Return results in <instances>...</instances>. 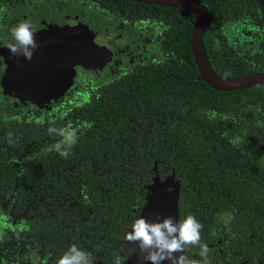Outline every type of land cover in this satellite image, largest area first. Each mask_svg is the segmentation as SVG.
Instances as JSON below:
<instances>
[{
  "label": "trees",
  "instance_id": "16d2710c",
  "mask_svg": "<svg viewBox=\"0 0 264 264\" xmlns=\"http://www.w3.org/2000/svg\"><path fill=\"white\" fill-rule=\"evenodd\" d=\"M93 1L147 23L157 53L152 48L149 61L126 65L105 83L78 85L67 95L72 105L55 116L0 108V264L33 254L56 264L72 245L92 264H130L125 232L153 178L167 176L178 182L177 220L193 215L206 242L217 230L211 212L228 209L226 239L236 261L249 264L264 254V86L223 91L196 78L187 10ZM198 1L208 13L202 43L213 72L224 79L264 73L259 57L228 51L224 33L242 19L255 28L264 0ZM199 252L188 246L184 254L203 264Z\"/></svg>",
  "mask_w": 264,
  "mask_h": 264
},
{
  "label": "flooded vegetation",
  "instance_id": "af4514ba",
  "mask_svg": "<svg viewBox=\"0 0 264 264\" xmlns=\"http://www.w3.org/2000/svg\"><path fill=\"white\" fill-rule=\"evenodd\" d=\"M0 10V47L8 46L12 42L10 28L27 21L32 26L33 32L48 27H64L77 23L85 24L88 29L98 34L97 43L108 51L109 59L94 70H85L81 66L75 68L73 83L55 101L36 106L33 103L23 104L15 98L3 95L0 89V108L5 112L14 113L13 116H55L63 107H69L67 95L75 91L78 85L87 84L90 80L105 83L110 78L120 74L126 65L137 62H147L151 58V50L157 53V41L151 38L150 28L147 23H134L125 16L110 14L103 4L93 0H1ZM260 21L255 28L249 27L246 20L238 23H227L225 26V41L228 51L235 49L236 56L249 60L251 54L260 58L264 65V7L260 11ZM3 70L2 57L0 56V75ZM18 104L20 108L13 107ZM17 109L16 113L13 111ZM18 111H21L17 113ZM12 116V115H11ZM10 116V117H11ZM216 209V208H215ZM211 229L214 225L217 230L207 231L211 236L210 241L202 242L210 249L209 258L213 264H245L247 259L238 262L237 255L233 257L234 250L226 235L229 225L230 211L216 209L211 212ZM214 223V224H213ZM229 227V226H228ZM217 232V234H215ZM236 244L239 243L234 241ZM264 254L254 260L250 258L249 264H264ZM46 259L36 257L25 263L16 264H46ZM238 260V261H236ZM13 264V263H11Z\"/></svg>",
  "mask_w": 264,
  "mask_h": 264
},
{
  "label": "water",
  "instance_id": "95a60500",
  "mask_svg": "<svg viewBox=\"0 0 264 264\" xmlns=\"http://www.w3.org/2000/svg\"><path fill=\"white\" fill-rule=\"evenodd\" d=\"M144 4L177 7L189 11L193 16L190 30L189 49L198 75L211 88L233 90L251 85L264 86V73H249L234 78L218 77L208 64L205 56L202 35L208 23L205 6L198 0H130ZM38 47L33 50L31 59L23 55H13L8 46L0 47L3 70L0 75V89L3 95L15 98L23 104L36 106L55 102L72 85L75 68L94 70L108 59V51L97 43L98 34L85 24L77 23L64 27H48L34 32ZM146 202L138 216L149 221L171 216L177 220L178 182L167 176L163 180L153 178L147 187ZM158 214V215H157ZM130 231V229H129ZM131 253L130 264H151L144 260L147 250L141 251L138 242L124 239ZM132 251H131V250ZM174 255H181L175 253ZM160 264H169L162 261Z\"/></svg>",
  "mask_w": 264,
  "mask_h": 264
},
{
  "label": "clouds",
  "instance_id": "9594fccd",
  "mask_svg": "<svg viewBox=\"0 0 264 264\" xmlns=\"http://www.w3.org/2000/svg\"><path fill=\"white\" fill-rule=\"evenodd\" d=\"M10 33L13 39L8 45L9 51L30 60L33 50L38 47L30 23L21 22L11 27ZM69 143H75V140L70 139ZM54 147L62 157L68 155L66 150H61V144L57 143ZM128 227L130 231L126 230L124 239L130 243L138 242L141 251L147 250L143 259L151 264H160L162 261H168L169 264H200L184 254L188 246H199L203 264H210L207 257L210 250L201 242L202 224L193 215L178 219L175 223L171 216L154 221L139 216L134 217ZM56 264H92L91 254L72 245L56 260ZM115 264H121V260L117 258Z\"/></svg>",
  "mask_w": 264,
  "mask_h": 264
},
{
  "label": "rangeland",
  "instance_id": "374dc122",
  "mask_svg": "<svg viewBox=\"0 0 264 264\" xmlns=\"http://www.w3.org/2000/svg\"><path fill=\"white\" fill-rule=\"evenodd\" d=\"M12 105H13V107H15V108H20V107H21V106H19L18 104H12ZM13 111L16 113L17 109H14ZM19 112H21V111H18L17 113H19Z\"/></svg>",
  "mask_w": 264,
  "mask_h": 264
}]
</instances>
